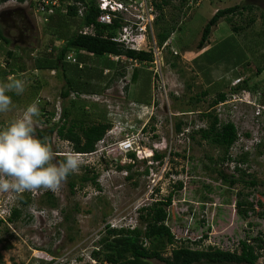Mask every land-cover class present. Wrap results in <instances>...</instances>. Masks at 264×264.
<instances>
[{"label":"rangeland","instance_id":"374dc122","mask_svg":"<svg viewBox=\"0 0 264 264\" xmlns=\"http://www.w3.org/2000/svg\"><path fill=\"white\" fill-rule=\"evenodd\" d=\"M169 1L160 12L162 16L156 10L161 19L148 27L146 38L140 37L136 42L145 52L153 54L151 62L113 56L108 60L115 64L114 68H101L109 65L106 57L99 60L92 57L86 64L102 72L100 79L91 81L94 93L70 92L67 99L61 97L65 86L62 73L38 71L33 64L42 51L47 52L52 47L49 42L55 27L52 21L50 25L48 16L39 15L30 0L24 3L7 0L0 4V14L18 8L28 18V22H23L19 14L14 27L6 26L0 16L3 34L11 43L15 42L0 41V70L24 82L21 95L7 93L13 103L10 112L0 114L3 126L20 117L28 105L39 99V109L43 108L46 116H53L49 123H42L41 115L39 119L35 117V130H44L58 122L64 108L71 111L72 118H81L79 110L83 108L87 123L107 122L110 128L123 131L115 138L106 137L105 133V143H96L94 153H78L82 161L79 173L70 174L59 189L30 192L32 203L23 208L18 220L10 222L7 219L11 208L21 207L17 194H0V218L6 222L0 226V264H100L93 259L92 251L99 248L97 243L102 238L104 226L143 230L139 208L171 192L166 225L177 241L174 246L199 249L214 246L234 251L239 250V242L256 246L254 238L264 241V111L259 109L258 101L264 89V71L257 74V69L264 66V0H189L181 8V0ZM245 3L254 7L253 23H247V13L234 17L232 24L221 19L212 28L208 43L198 50L203 27L213 14L219 9ZM171 26L175 31L159 45L158 35ZM232 26L238 31H233ZM68 29L69 36L75 26L70 24ZM229 36L241 45H235L230 53L243 54L244 50L250 65L234 66L231 54L225 53L232 41L218 45L210 53L222 59L220 62L209 63L202 57ZM61 42L65 39L54 41L55 48ZM127 47L125 49H129ZM154 49L159 51L158 56ZM8 51L14 52L18 59L9 58ZM70 54L75 56L73 52ZM225 56L229 58L225 60ZM67 68L69 75L77 72L76 66ZM134 69L140 72L132 82ZM8 77L6 81L0 77V83L7 82ZM36 80L41 84H35ZM243 81L250 88L259 89L254 93L231 91ZM204 91L208 94L197 101L198 94ZM33 92H36L35 98H32ZM218 92L226 93V101L210 109ZM72 101L76 102L75 107ZM208 110H214L221 122L229 121L236 126L238 140L228 153L234 162H221V148L201 141L196 135L193 139L189 137L191 130L205 127L206 122L200 114ZM179 122L182 131L176 133ZM125 134L143 138L137 153L142 159L136 158L134 163L115 151L108 158L103 153L105 145L118 142ZM46 142L53 148L56 162H61L65 153L74 151L67 141L55 134ZM156 153L164 155L161 163L153 160ZM240 160H245L240 168L250 174L243 179L253 180L254 186L239 182L231 187L213 171L222 169L238 177L234 165ZM84 166L98 174L99 189L90 183L82 187L79 178L84 174ZM127 166H132L131 170L125 169ZM71 180L75 182L73 192L68 185ZM45 192L54 195L55 208H50L47 202L51 199ZM241 199L253 205L246 218L239 215L236 206ZM171 248H167L165 257L171 254ZM259 254L257 264H264V246ZM150 264L164 263L152 260Z\"/></svg>","mask_w":264,"mask_h":264},{"label":"trees","instance_id":"16d2710c","mask_svg":"<svg viewBox=\"0 0 264 264\" xmlns=\"http://www.w3.org/2000/svg\"><path fill=\"white\" fill-rule=\"evenodd\" d=\"M7 0H0V4ZM26 0H18L20 3H24ZM41 0H30V5L35 6ZM48 3L56 2L55 5H51L53 9L54 16H48L50 20V25H54V31L51 33V39L49 40L50 45H52L51 50L42 51L38 59L34 61L35 70H48L57 71L62 73V78L64 79L65 86H63L61 91V97L67 99L70 92H75L77 95L93 92L90 90L91 80L100 79L102 72H92V69L88 66L79 67L80 63L84 62V56L82 53L89 54L92 56H124L130 60L136 62H151L153 60L152 54L145 51H136L125 49L124 46L116 41L114 38L117 36L118 31L122 26V22L118 17H114L110 24H100L97 22V17L99 15V10L96 5L97 0H46ZM189 0H181L179 7L183 6ZM198 1V0H195ZM82 3L84 7L83 15L78 14L77 3ZM170 4L169 0H158L154 3V7L158 10L159 15L162 16V9L164 6ZM254 7L250 4L235 5L225 9L217 10L212 17L206 22L203 27L199 42L197 44L198 50H201L209 41V37L212 32V28L215 27L219 20L224 19L227 24H232L233 18L240 16L243 17L245 13L249 15L247 18V23H253L251 18V13ZM41 15V14H39ZM42 16V15H41ZM56 17V18H53ZM47 19V18H46ZM161 19L156 17L154 23ZM56 20V21H55ZM73 24L75 26V31L68 36V26ZM65 28L66 33L62 34V30ZM163 29V28H162ZM233 31H238V28L232 26ZM86 30V34L82 31ZM175 31V27L171 26L162 30V33L158 35L159 45L165 43V41L170 37L171 33ZM65 42L58 48H55L54 41L63 40ZM0 41L5 44H9L6 36L0 28ZM226 41H232V43L224 44ZM227 45L225 48L226 55L233 51L235 45L241 47V45L234 39L233 36H229L225 41L218 43L214 47L210 48L202 57L209 63H218L222 59L210 56V53L218 45ZM222 45V46H224ZM236 47V46H235ZM75 51L76 62L71 63L66 60V56L71 52ZM242 51V50H241ZM77 52V53H76ZM243 54L230 53L234 66L238 67L243 64L250 65L251 63L247 60V55L242 51ZM9 58L18 59L14 52H7ZM107 57V58H108ZM228 56H225V60ZM229 58V57H228ZM78 62V63H77ZM69 65L76 66L77 72H73L72 75L67 73V67ZM0 77L2 80L6 81L9 76V72L5 70H0ZM264 71V66L257 69V74H261ZM117 73V72H116ZM138 69H134L131 75V81L135 82L138 78ZM122 76L123 73H119ZM41 84L40 81L36 80L35 84ZM93 89V88H91ZM256 87L250 88L247 82L243 81L241 84L231 88L232 92L240 91H251L257 92ZM127 90V88H125ZM36 92H33L32 98L36 97ZM208 92H200L196 98L197 101L202 97H205ZM31 98V99H32ZM226 101V93L218 92L216 97L211 102L210 109L220 103ZM259 104L264 107V89H261L259 93ZM72 106L75 107L76 102L72 101ZM149 104V103H147ZM212 107V108H211ZM43 108H40V111ZM81 118H72L71 111L66 108L63 109L61 114V119L58 122L52 123L47 126L44 130H35V135L42 141L49 140L54 134L60 139L67 141L72 149L77 153L89 154L95 150L96 143L104 137V134L110 128V124L107 122H96L87 123L86 112L83 108L79 110ZM201 117L206 122L204 128H199L197 130H191L189 137L193 139L196 136L199 137L201 141L206 142L214 147H219L223 150V157L221 162H234L229 156L230 149L235 145L238 140V131L236 126L232 122H221L218 115L211 110L201 112ZM52 115L46 116V113L42 110V123H49ZM49 117V118H47ZM39 119V117H38ZM40 121V122H41ZM181 123H177L175 127L176 133H180ZM0 126L3 124L0 122ZM132 159H135L134 154H129ZM64 158H62L63 160ZM164 155L162 153H156L153 157L154 161H163ZM210 161H212L210 159ZM245 163V160L236 161L234 165V171L239 175L238 177L234 174H226L222 169H214L213 171L217 174L218 178L229 186H234L236 184L243 183L245 185H255L253 180L247 181L243 177H250L244 170L240 168V164ZM132 166H127L125 169L131 170ZM84 174L79 178L82 187L86 183H90L95 188L99 189V184L97 182V173H95L92 168H87L84 166ZM122 169V168H119ZM147 171V170H146ZM70 190L73 192L75 188V182L73 180L68 182ZM179 188L181 185L179 184ZM48 200L50 208H55L56 204L52 201L54 195L51 192L44 193ZM173 192L169 193L166 197L154 200L148 205L139 208V221L144 224L143 230L140 228H123L118 229L111 227L106 224L103 228L102 238L98 241L97 245L99 248L92 251V257L95 261L100 264H150V261L157 260L164 264H257L260 257V250L264 246V241L261 238H254L253 242L257 245L247 243L246 241L239 242V250L234 251H224L220 248L214 246H208L207 248H192L189 246H174L177 241H175L170 228L166 225L168 219L167 209L171 204V197ZM17 200L19 201L21 207H13L10 209V216L8 221L13 222L21 217V212L23 208L28 207L32 203L31 193L25 192L23 194H18ZM261 205V204H260ZM238 208V213L243 218L247 217L248 211L253 209V205L243 199L236 202ZM62 212V210H61ZM67 220V216L64 217ZM4 223L0 219V226ZM168 247L171 248V254L169 256H164L165 251ZM1 263V256H0Z\"/></svg>","mask_w":264,"mask_h":264},{"label":"clouds","instance_id":"9594fccd","mask_svg":"<svg viewBox=\"0 0 264 264\" xmlns=\"http://www.w3.org/2000/svg\"><path fill=\"white\" fill-rule=\"evenodd\" d=\"M12 92H24V82L15 76L0 83V114L11 111L13 102L7 93ZM39 103V99L34 100L20 117L0 126V194L55 191L70 174L80 171L78 153L69 151L61 162H56L51 145L35 135L34 118L41 115Z\"/></svg>","mask_w":264,"mask_h":264},{"label":"built area","instance_id":"2783aa9c","mask_svg":"<svg viewBox=\"0 0 264 264\" xmlns=\"http://www.w3.org/2000/svg\"><path fill=\"white\" fill-rule=\"evenodd\" d=\"M156 1L158 0H97L96 5L99 10L97 22L100 24H110L114 17H118L122 22V26L118 31L117 36L114 38V41L122 44L124 48L129 46L130 50L144 51V48H141V46L138 47L136 42L138 38L145 37L147 30H150L148 27L153 25L155 18L157 17L156 9L154 7ZM50 4L55 5L56 2L48 3L46 0H41L37 4L35 11L42 16L53 14V9L49 7ZM76 5L79 8L78 14L80 16L83 15L84 7L82 6V3L78 2ZM86 32V30L82 31L83 34H86ZM144 41L145 40H142V42ZM153 52L158 56V50L154 49ZM115 59H118V57H115ZM66 60L71 63L76 62V59L72 55H67ZM259 109L264 111L263 106H259ZM106 133V137L111 136L115 138L123 134V131H117L115 128H110ZM104 137L99 140L97 144H104L106 140V137ZM142 140L143 138H138L137 135L125 134L123 138L118 140V142L115 141L105 145L103 153H106V157L108 158L110 154L115 151V153L120 155L123 154L128 161L134 163L136 158L142 159L141 156L137 155V153L140 152L139 142ZM114 146H117L116 150L114 149ZM129 154H134L135 159H132Z\"/></svg>","mask_w":264,"mask_h":264},{"label":"flooded vegetation","instance_id":"af4514ba","mask_svg":"<svg viewBox=\"0 0 264 264\" xmlns=\"http://www.w3.org/2000/svg\"><path fill=\"white\" fill-rule=\"evenodd\" d=\"M3 13V14H2ZM23 17V19H21L23 22H28V18L24 15H22V11L20 9H9V10H5L4 12H1L0 16L2 17L1 21L4 22V24L6 26H14L16 27L15 22L18 20L17 18H20V16ZM19 16V17H18ZM25 25H27V23H25ZM21 32H19L20 34ZM7 40L9 41V43H11V40L7 37ZM15 42L11 43L14 44Z\"/></svg>","mask_w":264,"mask_h":264},{"label":"crops","instance_id":"0c3cea01","mask_svg":"<svg viewBox=\"0 0 264 264\" xmlns=\"http://www.w3.org/2000/svg\"><path fill=\"white\" fill-rule=\"evenodd\" d=\"M54 18V17H53ZM62 43H64V42H61L60 43V45L58 46V47H60L61 45H62ZM57 47V48H58ZM71 52H73L74 53V55H75V51H71ZM70 52V53H71ZM68 54V55H71V54ZM77 53V52H76ZM83 54V56H84V62L83 63H78V64H80L79 65V67L81 68V67H84V65L85 66H88V67H90L91 69H92V72H96L97 71V69H93L89 64L87 65L86 63H88L89 61H90V59L93 57V58H95V59H97V60H99L101 57H106V59L108 60V56H92V55H89V54H85V53H82ZM73 56V55H72ZM74 58H75V56H73ZM110 57H113L112 55H109V58ZM76 59V58H75ZM77 60V59H76ZM78 61V60H77ZM98 63H99V61H98ZM108 63H109V65H104L103 67H101V68H107V67H110V68H114V66H115V64H113L112 62H110L109 60H108ZM100 64V63H99ZM100 68V67H99ZM116 68V67H115ZM105 71L107 70V69H104ZM98 71H101V69H99ZM139 72H140V70H139ZM95 80V79H94ZM93 80V81H94ZM92 81V80H91ZM92 85V84H91ZM92 88V87H91ZM92 90V89H91ZM93 93V92H92Z\"/></svg>","mask_w":264,"mask_h":264}]
</instances>
